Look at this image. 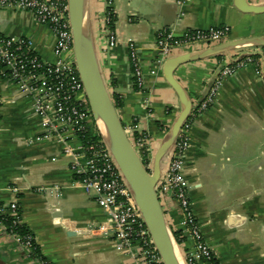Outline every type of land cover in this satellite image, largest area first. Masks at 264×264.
Segmentation results:
<instances>
[{
  "label": "crops",
  "instance_id": "1",
  "mask_svg": "<svg viewBox=\"0 0 264 264\" xmlns=\"http://www.w3.org/2000/svg\"><path fill=\"white\" fill-rule=\"evenodd\" d=\"M116 14L114 46L108 43V2ZM263 4L264 0H249ZM156 10L146 20L137 15ZM93 44L104 79L121 102L118 115L125 127L146 136L145 158L153 167L155 156L182 111V102L166 80L163 65L156 66L159 30L176 36L187 30L229 26L228 40L264 37V13H245L235 0H88ZM166 22L171 23L166 25ZM0 32L32 39L33 50L46 62L58 57L55 35L27 10L0 8ZM136 47L143 69L137 85L122 43ZM227 40V41H228ZM205 45L173 50L171 56L194 53ZM264 54L262 46L248 45L186 62L175 71L176 79L194 103L203 100L208 83L221 66L243 55ZM259 61H262L261 58ZM264 65L238 69L222 84L213 104L194 118L184 175L190 202L204 238L218 264H264ZM156 70V73H152ZM0 201L16 200L21 220L34 234L50 264H135L134 258L116 249L109 216L95 198L73 184L68 160L55 138L37 140L40 119L32 100L15 83L0 76ZM149 100V108L144 100ZM171 151L162 160L166 171ZM17 188V190H14ZM178 247L184 258L193 241L185 233L183 212L171 195L160 197ZM0 264H44L31 257L0 226Z\"/></svg>",
  "mask_w": 264,
  "mask_h": 264
},
{
  "label": "built area",
  "instance_id": "2",
  "mask_svg": "<svg viewBox=\"0 0 264 264\" xmlns=\"http://www.w3.org/2000/svg\"><path fill=\"white\" fill-rule=\"evenodd\" d=\"M176 1L181 4L184 0ZM108 7H112L111 1ZM0 8L30 11L40 24L49 26L55 35L53 51L58 59L51 63L34 52L31 38L0 32V76L15 83L24 95L31 98L32 109L40 119L41 133L37 140L55 138L61 145V153L67 158L73 176V184L93 196L107 212L109 228L105 225L99 228L111 232L118 251L131 255L135 264H164L134 196L94 121L84 83L74 61L67 0H0ZM110 21L107 9L108 43L114 46L117 38L109 28ZM229 35L230 27L226 25L187 30L180 36H176L170 29H161L156 37L159 52L156 66L161 67L175 49L222 43L228 40ZM129 58L135 81L140 88L144 79L143 69L133 43H129ZM261 60L247 55L221 66L207 96L193 104L192 113L179 132L166 171L158 184L160 197L171 194L182 208L185 233L193 241V246L185 256L187 264H218L193 212L190 185L184 175L192 122L215 102L222 84L229 76L250 64L259 67L262 62L264 65V54ZM151 72L156 73V70ZM144 104L150 110L148 99L144 100ZM125 129L137 151L140 154L144 152L146 136L134 133L132 126ZM9 220L10 225L7 224ZM17 224H22L19 203L16 200L0 201V226L31 251L33 236L24 237L19 234L14 227Z\"/></svg>",
  "mask_w": 264,
  "mask_h": 264
},
{
  "label": "water",
  "instance_id": "3",
  "mask_svg": "<svg viewBox=\"0 0 264 264\" xmlns=\"http://www.w3.org/2000/svg\"><path fill=\"white\" fill-rule=\"evenodd\" d=\"M149 1L143 0L147 4ZM67 2L68 16L73 35L74 61L84 83L85 93L98 131L110 149L118 168L134 196L164 264H187L178 247L174 231L169 224L158 193V184L163 176L162 160L168 152H172L179 132L190 117L194 104L188 91L176 79L175 71L186 62L228 53L233 48L248 45L264 47V37L228 40L207 46L194 53L169 56L164 61V76L177 92L183 107L170 128L165 142L158 150L153 167L150 168L143 162L141 154L137 151L127 134L125 126L118 115L112 94L103 77L101 65L91 37L88 0H67ZM235 6L245 13H264V3L257 4L251 3L249 0H235ZM137 15L150 20L157 16V12L154 10L149 14H142L137 11ZM170 24L166 22V25ZM121 41L127 51V60L130 62L129 43L125 41V38H122ZM219 71L208 83L203 99L207 96L216 81Z\"/></svg>",
  "mask_w": 264,
  "mask_h": 264
},
{
  "label": "trees",
  "instance_id": "4",
  "mask_svg": "<svg viewBox=\"0 0 264 264\" xmlns=\"http://www.w3.org/2000/svg\"><path fill=\"white\" fill-rule=\"evenodd\" d=\"M107 9L109 10V14H110V18H111V21L109 23V28H110V30H114L115 29V22H116V19H117L116 18V14L114 13L112 7H108ZM262 48L264 49V47H262ZM223 55L224 54H218L217 57L221 58V57H223ZM245 56H247V55H243L242 57H245ZM249 56H252L256 60H260V58L263 57V54H253V55H249ZM0 70H1V65H0ZM114 102H115L116 108L119 107L120 104H121V102H119L118 99H116V98L114 99ZM141 157H142L143 162L147 165V160L145 158V153L144 152L141 153ZM7 224L10 225L11 224V220H9L7 222ZM14 227H15V231H17L19 234H21L24 237H26L27 235H32L33 236V240L31 242V246H30V248H31V257L38 258V259L42 260L43 262L48 263V260H46V257L41 252L40 246L38 245V243L34 239L33 232L23 223L22 224H17ZM8 229H10V226H9ZM174 236H175L177 241H180L179 232L178 231H174Z\"/></svg>",
  "mask_w": 264,
  "mask_h": 264
},
{
  "label": "rangeland",
  "instance_id": "5",
  "mask_svg": "<svg viewBox=\"0 0 264 264\" xmlns=\"http://www.w3.org/2000/svg\"><path fill=\"white\" fill-rule=\"evenodd\" d=\"M112 4V3H111ZM180 206V205H179ZM180 208H181V206H180ZM181 210H182V208H181ZM183 212V211H182Z\"/></svg>",
  "mask_w": 264,
  "mask_h": 264
},
{
  "label": "bare ground",
  "instance_id": "6",
  "mask_svg": "<svg viewBox=\"0 0 264 264\" xmlns=\"http://www.w3.org/2000/svg\"><path fill=\"white\" fill-rule=\"evenodd\" d=\"M178 254H179V252H178ZM179 256H180V254H179ZM181 258V257H180Z\"/></svg>",
  "mask_w": 264,
  "mask_h": 264
}]
</instances>
